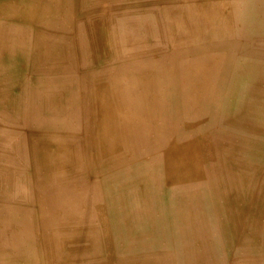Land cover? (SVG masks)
Masks as SVG:
<instances>
[{"label": "bare ground", "instance_id": "bare-ground-1", "mask_svg": "<svg viewBox=\"0 0 264 264\" xmlns=\"http://www.w3.org/2000/svg\"><path fill=\"white\" fill-rule=\"evenodd\" d=\"M28 3H0V58L6 51H26L36 63L56 62L34 68L62 71V79L44 82L45 88H61L48 96L49 106L75 124L45 140L33 138L41 131L21 136L38 172L26 191L28 201L40 211L36 216L17 203L0 209V264H112L120 260L108 253L112 239L128 236L137 224L151 235H174L177 245L181 237L187 247L211 248L210 234L233 229L237 248L263 249L237 252L229 264H264V207L257 211L254 204L264 199L244 189L249 178L242 169L249 162L239 155L252 143L237 133L257 125L259 115L264 123L258 112L264 111V0ZM27 42L42 48L26 49ZM240 77L251 78L243 90ZM12 79L10 89L31 86L23 76ZM6 85L0 82V109L13 100V93L2 92ZM165 103L177 110L165 114ZM29 112L35 116L33 107ZM11 127L10 139L26 132L22 125ZM21 141L0 149L21 151ZM6 169L0 172V199L13 202L11 188L3 192L15 179ZM115 171L119 177H106ZM91 174L103 178L87 183ZM232 182L235 194L226 187ZM164 185L179 187L165 196ZM165 197L176 204L167 223L160 209ZM89 214L99 223L69 236L66 222L82 223ZM142 237L137 245L148 243ZM98 252L108 254L100 259ZM206 259L197 255L198 264ZM122 261L169 264L158 252ZM217 261L213 257L212 264Z\"/></svg>", "mask_w": 264, "mask_h": 264}, {"label": "rangeland", "instance_id": "rangeland-1", "mask_svg": "<svg viewBox=\"0 0 264 264\" xmlns=\"http://www.w3.org/2000/svg\"><path fill=\"white\" fill-rule=\"evenodd\" d=\"M9 0H0V3L8 2ZM19 2V4H25L29 6L30 3H28V0H16ZM20 5V7L22 6ZM25 21H18L17 26L24 27L29 26V24H24ZM55 24V23H54ZM32 26V25H31ZM35 27V26H34ZM2 45V43H1ZM3 46V45H2ZM46 46V45H45ZM26 49H32L34 51H39L42 47L38 43H32L27 42ZM46 65L51 68V65L56 64V62H46V63H36L33 59L30 58V55L26 51H12L6 53L0 58V82L7 83L6 86L2 88V92L5 94L13 93V100L10 101V104H6L5 107L0 109V147H10L13 144V141H16L17 139L21 141V144L23 146V149L21 151L15 152L11 151L12 153H7L5 151H2L0 149V162L3 163L0 165V172L7 170V166L11 168V171L13 172V176H15L14 180L10 181V183L7 186L6 183V189L3 190L4 193H9L8 188H11L10 194H16L17 197L14 199V201H8V200H1L0 199V209L3 208L4 205H8L9 203L12 204V207L15 208V203L20 204L25 209H31L34 211L36 216H39V206L37 204L33 205L34 203H30L28 201L27 196V189L28 187L32 186L33 179H34V173L37 172L36 166H33L31 164V155L28 152V146L26 140L21 139V136H28L31 135V132L28 131H41L42 133L36 134L33 136V138L36 141H39L40 139L45 140L50 138V132L53 131H64L65 129L71 130L75 123H71V127L68 124L67 121H64V117L62 114V109L56 107L52 108L49 106V99L48 96L50 94H54L57 91L60 92L61 88H45L44 82L47 80H55V79H62L63 74L62 71L59 69H51L44 71L42 68H34L37 65ZM84 66V64L82 63ZM30 69V72H26V69ZM14 69V70H13ZM16 70H18L16 72ZM29 71V70H28ZM16 72V74H15ZM28 73V74H27ZM23 76V79L25 82L30 84L29 87L24 86L17 89H13L9 87L10 81L14 80L15 76ZM25 77V78H24ZM251 78H239V83L241 85L242 90L247 88V83ZM13 89V90H12ZM1 96V94H0ZM34 109L35 116L30 117L29 110L30 108ZM165 114L166 112L174 113L177 110V107L168 106L167 103L164 104ZM2 111V112H1ZM64 111V110H63ZM259 113H262L264 115V111L262 108L259 109ZM4 113L5 117H1V114ZM27 113L28 119L24 118ZM260 115L257 117L258 124L256 125L253 123L252 127L248 126L246 129L240 130L237 133L242 134L243 136L247 137L248 141L252 144H248L251 146L250 151H246L245 153L240 154L239 159L246 160V162H249L245 168L242 170L246 174V176L249 178L247 180V186L245 185L244 189H249V193L251 192L252 197L256 193L257 200L264 199V123L259 122ZM67 122V123H66ZM22 125L24 127L23 129L26 131L25 133L21 131H17L13 138H9V131L12 129V125ZM70 128V129H68ZM239 130V129H238ZM155 137V135H153ZM156 138V137H155ZM12 142V144H11ZM225 143H229L226 142ZM234 143L238 144H245L242 143L240 139H235ZM255 143V144H254ZM230 144V143H229ZM252 147H256L257 150L254 155L252 152ZM9 151V150H8ZM9 159H13L14 165H8L10 163ZM118 171H115V174L111 173L106 175V177H113L118 175ZM86 182L87 183H93V180L96 178H103V177H96L95 175H88L86 176ZM92 181V182H91ZM233 182L226 185L228 190V193L235 194V187L233 189ZM137 187V186H135ZM139 187V186H138ZM171 187V188H170ZM177 187L179 186H166L164 185L162 187V193L166 196H169L173 194L175 190H177ZM111 188V187H110ZM147 189H151V185L146 186ZM185 188V187H184ZM246 192V193H248ZM248 193V194H249ZM247 194V195H248ZM255 199V198H254ZM106 199H102L101 202H106ZM246 198L242 199L241 202L247 203ZM6 201V202H5ZM110 201V199H109ZM8 202V203H7ZM139 204V203H137ZM256 204V209L258 211L259 207H264V200L258 201ZM87 205V204H86ZM113 203L108 202L109 208H111ZM133 205L136 206V203ZM151 205V204H150ZM126 207H129L128 205ZM176 207V204L167 197L160 203V209L161 213L165 217V222L167 223L168 220L166 217H171L174 215V209ZM87 207L83 206V210H85ZM115 209H117V212H119V209H121L120 203H115L114 206ZM113 208V209H114ZM255 209V208H254ZM261 212V209H260ZM85 213V212H84ZM156 215L158 213L154 211ZM109 214L112 216V214L109 212ZM42 215H44L42 213ZM58 215H62L61 213H58ZM2 216L0 214V220L2 219ZM76 216V215H75ZM74 216V217H75ZM90 216V214H89ZM82 223H75V222H66V231L68 232L69 236H76L78 234L79 228L86 227L91 224H98L99 219L98 217L90 216L87 217V215L83 218ZM148 220H151L148 218ZM228 220V219H227ZM138 223V222H135ZM134 223V225H135ZM146 223H149L146 221ZM143 234L142 239L146 240L148 243L144 246L137 245L138 242V235ZM235 233L233 229H230L228 233H220L218 234L216 231L213 232V234H210L211 238L215 239V243L211 245V248H208L207 245H193L191 247L183 246L182 245V238L180 239V244L177 245L178 240L174 238V235H163L154 233L153 235L148 233V230L143 228V226L140 224H137L135 229L133 226L132 231H130V234L128 236L121 237L119 240L118 236H115L116 239L114 240V246L109 249L110 251L108 253H113L116 257H119L120 260L117 262H112V264H123V259L133 256L136 254H147L149 253H157L162 256L169 264H198L199 260H197V255L202 253L204 254V257H206V260H202L201 264H212L213 257H215L218 261L216 264H229L228 259L231 258L235 253L237 252H256L258 250L263 249V245H255L250 247H241L237 248L235 246V243H233V238L235 237ZM72 239V237H70ZM150 239H155L156 241H151ZM169 240V242H168ZM151 242H155L152 244H149ZM80 244L84 246V244H88V241H80ZM121 243V244H120ZM134 243V244H131ZM232 243V244H230ZM75 244L73 241H70L68 245L71 248ZM126 247V248H125ZM102 249H108L104 247V244L100 246ZM100 259L104 258L106 252H98ZM213 255V257L211 256ZM91 260L90 256H84ZM74 262V261H73ZM78 264H82L81 262L76 261ZM149 264V263H144ZM154 264V263H150Z\"/></svg>", "mask_w": 264, "mask_h": 264}]
</instances>
